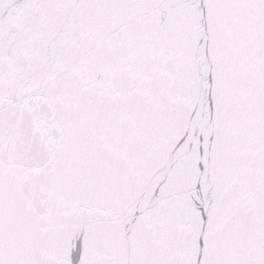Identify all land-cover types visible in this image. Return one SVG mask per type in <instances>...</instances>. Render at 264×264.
Listing matches in <instances>:
<instances>
[{
    "label": "snow or ice",
    "instance_id": "1",
    "mask_svg": "<svg viewBox=\"0 0 264 264\" xmlns=\"http://www.w3.org/2000/svg\"><path fill=\"white\" fill-rule=\"evenodd\" d=\"M0 264H264V0H0Z\"/></svg>",
    "mask_w": 264,
    "mask_h": 264
}]
</instances>
